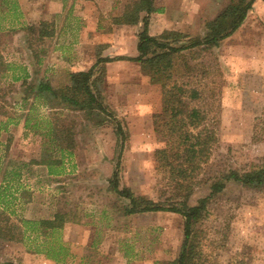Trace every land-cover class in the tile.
Segmentation results:
<instances>
[{"label":"rangeland","instance_id":"rangeland-1","mask_svg":"<svg viewBox=\"0 0 264 264\" xmlns=\"http://www.w3.org/2000/svg\"><path fill=\"white\" fill-rule=\"evenodd\" d=\"M136 1L83 0L82 19L85 23L90 9L92 17L96 16L94 11H98V27L111 28V22L126 24L123 21L125 7ZM229 1L153 0L158 10L151 14L150 33L159 35L165 30H177L193 37L203 36L205 22L215 18ZM141 24H128L130 34L135 30L136 34ZM13 33L12 30L0 32V50L26 44L20 40L21 36L12 37ZM182 53L174 76L178 82L200 91L202 98L193 104L204 111L218 136L210 160L199 174L201 183L190 197V203L194 204L208 194L210 184L223 171L242 172L264 159V1L252 6L243 24L219 46L201 52L195 59L188 50ZM22 57L26 60L25 54ZM103 70L102 67L94 81L105 86L106 101L128 133L119 185L128 186L145 198L163 200L167 196L169 174L164 165L166 159L178 166L190 165L195 160L200 137L191 128L166 134L154 132L152 115L169 108L172 82L151 83L135 61L113 65L104 73ZM0 86L8 91L5 101L9 112L18 113L21 108H29V104H14L19 94L9 79L2 80ZM31 110L37 117L47 115V109L40 103ZM48 114L57 128L64 121L66 124L67 120H74L78 142L72 157L75 166L62 176L39 182L35 188L40 192L29 205L22 202L28 200L26 195L19 201H10L2 209L10 219L8 223L19 224L20 219L30 216V211L39 204L44 205L39 206V212L44 210L43 214L47 216L57 211L72 212L80 222L78 224L97 223L101 228L93 233L94 236L90 233L93 243L95 239L97 242L92 246L99 248L97 246L109 235L106 246L102 245L99 250L93 248L96 250L93 258L85 256L81 262L79 258L74 259L76 264H162L175 259L182 241L181 215L167 211L146 212L125 216V223L119 218L122 216H118L117 209L125 200L118 199L109 190L108 180L115 165L112 124L96 126L83 111L57 113L51 109ZM157 149L164 151L162 164L155 155ZM3 152L0 146V156ZM103 210L108 211L107 222L113 226L108 231L104 226L107 218L102 214ZM202 226L206 233L204 251L211 261L216 264H264V189L253 190L228 182L225 190L211 201ZM76 233L75 230L71 234ZM30 234L31 239L25 238L16 248L1 247L0 264L12 263L13 258H20L25 264L50 263H42L43 257L34 253L28 252L26 257L19 255L22 249L36 246L41 239L33 240L34 235ZM61 239L63 232L57 231L46 241L50 244ZM93 249L84 248L88 252H84L85 255H92ZM67 257L68 254H60L57 263L73 264V259Z\"/></svg>","mask_w":264,"mask_h":264},{"label":"trees","instance_id":"trees-1","mask_svg":"<svg viewBox=\"0 0 264 264\" xmlns=\"http://www.w3.org/2000/svg\"><path fill=\"white\" fill-rule=\"evenodd\" d=\"M257 0H230L224 9L213 19L205 22L206 32L203 36H191L177 30H165L159 35L150 33L151 14L158 9L153 0H137L125 7L123 21L126 24L142 23L136 33V55L102 56L100 50L96 52L95 62L87 70L69 73L68 84L64 87H54L41 77L31 78L23 89V99L29 96L42 99L46 106L62 113L63 111L80 112L91 118L94 125L111 123L115 135V165L108 180L109 190L118 199H124L120 205L118 216H129L146 212L167 211L181 215L182 241L179 252L172 261H163L162 264H216L204 251L206 233L203 228L204 220L208 216V208L213 198L222 193L228 182L253 189H264V159L260 163L252 164L242 172L237 170L223 171L210 184L207 195L199 198L196 203H190V197L201 180L199 174L203 165L208 164L213 146L218 142L217 131L213 123H209L202 109L193 104L202 96L200 91L187 83L176 80L178 60L184 51L188 50L192 58L198 57L201 52L219 46L220 42L231 36L244 22L247 14ZM29 35L38 33V39L50 37L54 33L52 24L41 21L38 24H29L23 27ZM195 49V51H191ZM193 53V54H192ZM117 60L135 61L140 64L141 70L148 75L153 84L172 82L169 92V108L153 113V130L157 134L178 132L186 129L197 131L200 137L199 147L194 162L182 167L166 159L169 174L166 181L167 196L163 200H153L134 193L128 186L119 185L121 159L128 139V133L120 118H118L106 101L103 94L104 85L94 81L95 75L108 62ZM3 56L0 54V69H4ZM189 71V69H188ZM8 91L0 88V114L7 115L5 95ZM66 120V118L64 119ZM9 121V120H8ZM8 121H0V131L6 129ZM68 121V122H67ZM62 122L60 128L50 122L47 127V141L43 142L39 159H30L31 164H44L47 174L61 175L64 171V159L74 156L77 148L74 120ZM8 150V143L5 145ZM164 151L157 149L155 155L162 164ZM9 217L0 209V238L9 241H23L26 233L42 234L47 238L53 232L63 228L65 222L78 223L72 212L59 213L52 219L21 218L19 224L8 223ZM4 222V223H1ZM80 223V222H79ZM48 246H38L35 252H41L48 258H56L61 253H67V247L57 240ZM96 242V239H95ZM96 244V243H95ZM30 250V248H28ZM3 264H12L5 262Z\"/></svg>","mask_w":264,"mask_h":264},{"label":"crops","instance_id":"crops-1","mask_svg":"<svg viewBox=\"0 0 264 264\" xmlns=\"http://www.w3.org/2000/svg\"><path fill=\"white\" fill-rule=\"evenodd\" d=\"M263 1H255L253 7ZM82 7L83 0H0V32L4 33V31L12 30L14 31L12 37L19 35L21 36V41H26L24 46L17 44L9 50H0L5 65L4 69H0V83L2 80L5 82L9 79L11 84L18 89V101L14 104L19 102L23 103V105L29 104L30 108H21V110H17L18 113L8 111L7 115L0 114L1 122L9 120L8 123H5L6 129L0 131V146L3 147L4 151L3 156H0V209H5L12 200L19 201L23 199L24 195L27 196L28 200L23 199L22 202L29 205L30 200L34 199V196L40 192V189L35 188L38 187V183L50 181L49 178L55 177L47 174V167L44 164L29 163L30 159H39L42 144L48 140L46 132L51 122V117L48 114L51 109L45 105L42 99L34 98L33 96H29L26 100L23 99L25 83L27 85L31 78L36 76L48 80L54 87H64L68 84L69 73L87 70L95 62L97 50H100L102 56H125L137 53L136 30L130 34V25L123 22H111V28L98 27V11H94L96 16L93 15L92 17L90 9H88L90 12L89 17L85 19L84 23ZM41 21L53 25L54 33L52 36L38 39L37 32L35 35H29L24 31V26L38 24ZM22 54H25L26 60L23 59ZM125 63H129V61L117 60L108 62L103 66V73L105 69L107 72L113 65H123ZM102 80V82H107L106 79ZM0 88L2 87L0 86ZM36 103L42 104L47 109V115L37 117L36 112H32L31 108ZM7 143L8 150L5 151ZM32 150L34 151L33 155ZM63 166V173L69 172L70 168H74L72 157L64 159ZM62 174L57 176H62ZM39 206L44 207V205L39 204L33 207V210L30 211L32 213L30 216L24 217L34 220L52 219L59 214L57 211L50 216L44 215V210L39 212ZM102 214L107 218L106 223H104L107 231L113 229V226L107 222L108 211L103 210ZM119 218H121V222L125 223V216ZM100 228L97 223H64L63 228L59 230L61 233L63 232V239L60 242L67 247V258L73 259V264H76L77 261L74 260L76 258H79V262L85 256L93 258L96 250H99L102 245L106 246L107 238H110L109 235H106L101 245L97 246L99 248L93 247L97 243H93V233L99 232ZM75 230L77 231L76 234L79 235L71 234ZM90 233H92L91 237ZM33 235V240L41 238L38 240L37 245L34 247L28 246L25 248L26 250L22 249L19 255L26 257L28 252H30L34 253V255L42 256V263L58 264L57 262L60 261L59 255L56 258H52L54 260H51L43 253L35 252L39 245V248L43 247L44 244L48 246L49 242L46 241L47 238L42 234ZM27 236L29 237L25 240L31 239L32 234L28 233ZM19 243L0 238V248L3 247V249L5 247L16 248ZM84 248H94L96 250L93 249L92 255H85L88 252ZM97 257H100V255H97ZM11 262L12 264H25L22 263L23 261L20 258H13Z\"/></svg>","mask_w":264,"mask_h":264}]
</instances>
